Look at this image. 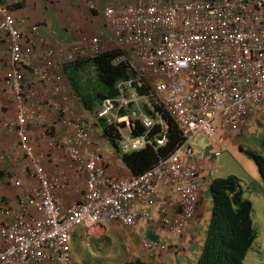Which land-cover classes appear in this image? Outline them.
Returning a JSON list of instances; mask_svg holds the SVG:
<instances>
[{
  "label": "built area",
  "instance_id": "1",
  "mask_svg": "<svg viewBox=\"0 0 264 264\" xmlns=\"http://www.w3.org/2000/svg\"><path fill=\"white\" fill-rule=\"evenodd\" d=\"M87 7L95 8L92 2ZM100 13L119 50L111 63H124L131 75L116 82L115 95L102 97L92 116L112 126L122 152L149 146L156 161L135 175L111 177L90 145L83 115L61 113L66 95L60 90L61 73L54 70L61 62L98 55V36L82 35L63 54L46 46L39 56L46 67L32 65L31 74L39 88L59 96L52 109L67 131L63 149L68 168L84 173L82 198L60 207L54 192L68 183V175L42 166L26 128L43 100L27 87L20 64L36 42L42 43L40 27L31 23L29 34L21 32L0 0L7 65L3 85L14 102L13 146L27 159V176L34 181L15 194L18 209L0 202V264H48L53 258L71 263L69 235L75 226H130L142 219L178 236L194 216L202 185L204 154L193 150L192 137L202 133L210 145H220L223 136L217 128L231 136L264 112V0H132L104 6ZM169 119L180 141L160 153L168 141ZM213 154L219 151L213 149ZM4 157L0 151V160ZM161 197L173 208L170 216L158 203ZM27 206L37 215L24 211ZM142 246L163 249L149 240Z\"/></svg>",
  "mask_w": 264,
  "mask_h": 264
},
{
  "label": "crops",
  "instance_id": "2",
  "mask_svg": "<svg viewBox=\"0 0 264 264\" xmlns=\"http://www.w3.org/2000/svg\"><path fill=\"white\" fill-rule=\"evenodd\" d=\"M3 1L7 3L15 18V25L21 32L29 34L31 23H37L40 27L38 34L43 39L42 43L36 42L33 48L26 53V57L20 64L27 87L35 89L43 100L40 113L29 121L26 128L29 142L33 146L34 153L40 156L42 166L53 174L64 172L68 175V183L54 192L55 199L59 202L60 207L65 209L82 198L84 173L79 168H72V170L68 168L69 161L63 149L67 131L56 120L60 113L54 108L52 109L53 103H59V96L52 95L48 87L39 88L36 77L31 74L30 66L38 65L40 69L45 68V63H42L39 59L43 48L49 46L63 54L65 47L82 35L98 36L102 50L116 47L108 25L103 20L100 11L104 6L119 2L130 3L132 0ZM89 2L93 3L94 9H88ZM2 38L0 32V151L5 156L4 159L0 160V202L16 210L19 207L15 194L27 185L34 184V181L27 176V159L13 146L16 136L10 124L14 120V102L11 94L3 85L7 65L6 48ZM69 63L61 62L54 70V72L59 71L61 73L60 90L61 94L66 95L61 113L65 115H83V124L88 130L90 145L99 153L100 161L108 175L113 178L135 175L134 168L122 159V154L127 152H122L119 149L118 139L114 143L107 140L102 134L101 124L106 123L92 116V111L98 106L101 98L93 100L94 108L88 104L87 99L89 98L83 95L79 89L82 72L75 73V80L77 81L75 89L70 82L72 81L70 78L72 74L71 69L68 68ZM129 75H131V72ZM97 90L99 89L94 90V93ZM42 131L45 135L41 136ZM217 132L223 136L220 145H210L209 140L205 141L204 139V141L196 143L195 147L198 148L192 146L193 150L202 152L206 156L207 163L216 156H220V154L214 155L213 149L226 150L227 153L237 158L240 168L244 169L243 175L246 178L254 179L255 184L258 186L261 180L254 154L263 156L264 112L247 121L231 136L227 135L224 130L222 133ZM243 147L251 153L248 154L249 157L240 155L242 159L236 153ZM224 163L226 167H229L230 163L227 161H224ZM200 166L202 185L198 191L194 216L185 223L178 236L165 229L159 231L157 225L152 226L142 219H137L130 226L118 222L92 225L87 229L82 226H75L69 235L71 263L68 264H127L136 260L144 264H195L201 254L208 229L211 213V195L208 184L214 178L205 174L206 172L203 169L206 166L205 163ZM228 174L235 176L241 187L242 196L247 198L243 195L247 186L243 185L241 175L231 171L225 176ZM215 177L223 176L218 175ZM15 180H18L20 185L15 186L13 183ZM158 203L165 209L164 214L170 216L173 208L165 202L163 197H161V201L158 200ZM24 211H27L28 214L37 215L34 209L29 206ZM144 240L162 244L163 249L149 250L142 246ZM48 264L67 263L55 261L53 258Z\"/></svg>",
  "mask_w": 264,
  "mask_h": 264
},
{
  "label": "trees",
  "instance_id": "3",
  "mask_svg": "<svg viewBox=\"0 0 264 264\" xmlns=\"http://www.w3.org/2000/svg\"><path fill=\"white\" fill-rule=\"evenodd\" d=\"M102 16V15H101ZM116 47L102 50L98 55L80 59L68 64L71 69V84L76 89V74L84 66L89 65L95 71L99 90L95 91L93 100L115 94L114 84L117 80L130 74L124 63H111L118 54ZM86 102V101H85ZM102 124V134L107 140L116 142L117 136L110 125ZM168 124V141L158 148V152L165 153L180 141V137L171 120ZM156 128L151 131L150 138H154ZM264 142V137H263ZM122 159L134 168V174L150 167L156 161V153L146 146L138 151L123 153ZM257 171L264 187V157L254 154ZM211 195V213L205 242L200 256L195 264H243L245 253L251 246L255 232L251 224V203L242 196V190L235 176L228 174L214 177L208 184ZM127 264H144L139 260Z\"/></svg>",
  "mask_w": 264,
  "mask_h": 264
},
{
  "label": "rangeland",
  "instance_id": "4",
  "mask_svg": "<svg viewBox=\"0 0 264 264\" xmlns=\"http://www.w3.org/2000/svg\"><path fill=\"white\" fill-rule=\"evenodd\" d=\"M91 31V30H90ZM92 32V31H91ZM81 73L80 78V91L83 95L87 96L88 104L94 108L92 94L94 90L99 89V84L96 81L95 71L91 66L86 65L83 69H80L78 73ZM79 87V86H78ZM219 130L221 133L222 129L217 128L216 131ZM205 136V135H204ZM202 133H196L191 139V145L196 146V143L207 141L208 137H204ZM235 140V139H234ZM232 140V141H234ZM198 148V147H195ZM219 151V149H218ZM251 153L244 147L237 151L239 158L249 157L248 154ZM220 156H216V158L210 160L208 163L206 162V156H204L203 163H205L204 171L206 175H210V177L215 176H225V174L234 171L235 173H239L241 175L243 185H246L244 196L251 203V220L252 226L254 228L255 237L251 243V246L245 253L242 263L243 264H264V187L263 182L258 183V186L255 184L254 179L246 178L243 175V168H240V165L237 162V158L227 153L226 150L219 151ZM262 154L264 156V149L262 150ZM242 157H241V156ZM243 159V158H242ZM224 161H227L229 167L225 166ZM204 166V165H203ZM209 168V169H208ZM203 171V172H204ZM211 172V174H209ZM261 180V179H260ZM257 183V182H256Z\"/></svg>",
  "mask_w": 264,
  "mask_h": 264
}]
</instances>
